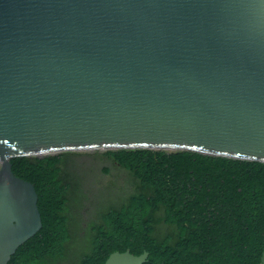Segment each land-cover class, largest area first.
I'll list each match as a JSON object with an SVG mask.
<instances>
[{"label":"water","instance_id":"1","mask_svg":"<svg viewBox=\"0 0 264 264\" xmlns=\"http://www.w3.org/2000/svg\"><path fill=\"white\" fill-rule=\"evenodd\" d=\"M120 149L264 163V0H0V264L40 227L10 157Z\"/></svg>","mask_w":264,"mask_h":264},{"label":"trees","instance_id":"2","mask_svg":"<svg viewBox=\"0 0 264 264\" xmlns=\"http://www.w3.org/2000/svg\"><path fill=\"white\" fill-rule=\"evenodd\" d=\"M88 152L9 158L36 193L39 229L7 264H101L114 251L142 264H259L264 163L190 151H94L124 170L130 189L81 227L83 191L69 167ZM80 203V201H79Z\"/></svg>","mask_w":264,"mask_h":264},{"label":"rangeland","instance_id":"3","mask_svg":"<svg viewBox=\"0 0 264 264\" xmlns=\"http://www.w3.org/2000/svg\"><path fill=\"white\" fill-rule=\"evenodd\" d=\"M75 159L78 163L69 169L83 191L75 202V207L80 205L78 222L82 227L95 217L99 205L124 196L130 189V180L124 170L100 153L81 154Z\"/></svg>","mask_w":264,"mask_h":264}]
</instances>
